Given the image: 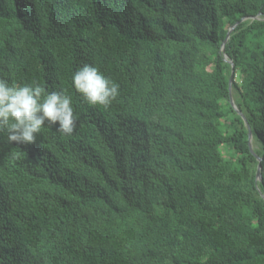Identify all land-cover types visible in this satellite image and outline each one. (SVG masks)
<instances>
[{
    "label": "trees",
    "instance_id": "obj_1",
    "mask_svg": "<svg viewBox=\"0 0 264 264\" xmlns=\"http://www.w3.org/2000/svg\"><path fill=\"white\" fill-rule=\"evenodd\" d=\"M85 63L110 107L75 90ZM0 77L78 114L0 133V264H264V0H0Z\"/></svg>",
    "mask_w": 264,
    "mask_h": 264
},
{
    "label": "clouds",
    "instance_id": "obj_2",
    "mask_svg": "<svg viewBox=\"0 0 264 264\" xmlns=\"http://www.w3.org/2000/svg\"><path fill=\"white\" fill-rule=\"evenodd\" d=\"M72 83L93 106L106 109L120 95V85L91 64H83L74 73ZM77 121L67 90L47 91L35 80L9 83L0 77V133H6L8 142L35 143L46 124L61 135H71Z\"/></svg>",
    "mask_w": 264,
    "mask_h": 264
},
{
    "label": "water",
    "instance_id": "obj_3",
    "mask_svg": "<svg viewBox=\"0 0 264 264\" xmlns=\"http://www.w3.org/2000/svg\"><path fill=\"white\" fill-rule=\"evenodd\" d=\"M260 15V14H259ZM259 15L257 16H252V18H260ZM249 18V16H243L241 19H239L235 24H233L229 29H228V32H227V36L222 44V49L225 50V44L226 42L228 41L230 35H231V32L233 31V29L238 25L240 24L241 22H243L245 19ZM225 60L228 61L230 64H231V76H230V102L232 104V106L238 111V113L242 116V118L244 119L247 127H248V131H249V145H250V148L252 150V152H254V148H253V145H252V131H251V127L246 119V117L244 116V114L242 113V111L237 107L234 99H233V95L231 93V87H232V82H233V79H234V76H235V65H234V62L232 60H230L227 56V54H225ZM257 158L259 159V161H261V157L257 155ZM257 179H262V174H261V163H259L258 165V170H257ZM263 197H264V194H263Z\"/></svg>",
    "mask_w": 264,
    "mask_h": 264
},
{
    "label": "rangeland",
    "instance_id": "obj_4",
    "mask_svg": "<svg viewBox=\"0 0 264 264\" xmlns=\"http://www.w3.org/2000/svg\"><path fill=\"white\" fill-rule=\"evenodd\" d=\"M252 145L255 146V144H254V140H252Z\"/></svg>",
    "mask_w": 264,
    "mask_h": 264
}]
</instances>
